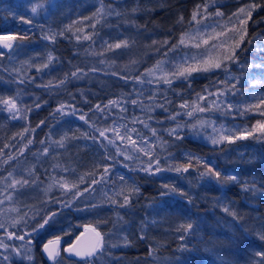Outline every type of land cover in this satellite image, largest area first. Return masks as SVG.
<instances>
[{
    "label": "trees",
    "instance_id": "1",
    "mask_svg": "<svg viewBox=\"0 0 264 264\" xmlns=\"http://www.w3.org/2000/svg\"><path fill=\"white\" fill-rule=\"evenodd\" d=\"M102 4L103 14L101 0H0V35L16 45L13 57L0 47V99L27 97L21 117L0 103V264H51L43 242L69 243L88 223L103 237L88 264H264V132L253 130L264 123V105L254 107L264 99V0ZM35 45L45 50L32 54ZM206 60L221 67L174 75ZM50 66L60 72L36 74ZM222 135L231 142L212 143ZM205 165L221 180L202 177ZM14 179L29 183L4 185ZM58 260L86 264L63 250Z\"/></svg>",
    "mask_w": 264,
    "mask_h": 264
},
{
    "label": "snow or ice",
    "instance_id": "2",
    "mask_svg": "<svg viewBox=\"0 0 264 264\" xmlns=\"http://www.w3.org/2000/svg\"><path fill=\"white\" fill-rule=\"evenodd\" d=\"M40 7H43V5H40ZM52 7L55 8L56 5H52ZM248 7H249V9H255L256 7H258V5H256V4L253 3V4H250ZM37 10H38L37 9V6L31 7V13L36 14L37 13ZM206 10H207V5H205V11ZM104 11H105V9L103 7L102 0H101V8L98 9V12L101 13V14H103ZM239 13H245V9L244 8L239 9ZM251 14L252 13L249 10V11H247L246 16L248 18H250L251 17ZM216 15L219 16V15H222V14L220 12H217ZM197 16H198V12H194L193 15H192V19L193 20H197ZM182 19L183 18L181 17V20ZM246 23H247V20L246 19H240L239 20V24L240 25H246ZM245 32H246V30H245ZM85 38L88 39L89 37H85ZM13 39H15V37H0V42H3L2 43V46L4 48L11 49L13 45L9 41L10 40H13ZM243 39H244V34H241L240 35V41L242 42ZM180 43L181 44H184L185 43V37H183V36L181 37ZM203 43L204 44H207L208 41L207 40H204ZM122 46L123 47H127L128 46V42L127 41H122V42L116 43L114 45H108L109 48H121ZM194 46L195 47H199L200 44L197 43ZM235 47H239V43H237L235 45ZM0 55H3V53H0ZM234 55H235V53L233 51L232 55L231 56H226L225 59H233L234 58ZM48 59H49V63H51V61H52L53 58H52L51 55H49V58ZM204 64L206 65V67H204L202 69L201 68H194V67H191V66H184V65L177 66V71L174 73V75L179 76V77H185L186 78L188 75H191V73L194 72V71H201V70L202 71H208L211 68H220L221 67V64L219 62H215V61H212V60H206V61H204ZM43 67H48V65L45 64V65H43ZM156 67L159 68V64ZM249 67H251V65H249ZM257 67H264V66L257 65ZM81 71L82 70L77 69V72H73V73H71V75L73 77H77V73L78 72H81ZM93 71H95V69H93ZM152 71L153 70H149V73H151ZM162 80H163V83L171 84V80L168 79L167 76L162 77ZM60 83L63 84L64 81H60ZM257 83H259V81H257ZM0 103L4 104L6 106V108H7V110L9 112H11V113H15V112H18L19 111V109L17 108L16 100L14 98L0 99ZM109 103L110 104H115L116 102L115 101H110ZM132 103L135 104L136 101H133ZM261 105H264V99H261L259 101V103L257 105H255L254 107L260 108ZM61 107H63V106H61ZM96 107H97V110H100V106L99 105H97ZM182 107H184V105H182ZM229 107H231V105H229ZM198 110L199 111H204L205 109L204 108H199ZM187 114L189 116L192 115L191 112H188ZM262 114H264V113H262ZM13 118H15V116H13ZM80 119L83 120L84 119V116H81ZM256 129H259L260 131L264 132V123L258 122L257 125L255 126V128L253 130L255 131ZM105 131H107V129L106 130H103V131H100L99 132V135L101 137H104V138L107 139V137L105 136ZM133 131H135V130L133 129ZM174 133H175V129L170 130V134H174ZM153 134L155 135V130H153ZM116 135H117V138H119L121 140L125 139V137L124 136H121L119 134V132H117ZM127 139L130 140L133 145H135L136 142L134 140H131V137L130 136H128ZM221 140H229L231 142L232 137L231 136H227V135H222L219 138H212V143L213 144H217V143L221 142ZM29 143H31V141H29ZM61 146H63L62 143H61ZM44 151L46 153L47 152V149H45ZM150 167L151 166H149V168ZM205 168H206V171L201 173V176L202 177L203 176H208L210 178H215L217 181L221 180V173L219 171H216L214 168L208 167L207 165H205ZM145 170L147 171L149 169H145ZM175 170L177 172H180L181 171V168H176ZM107 171H108V169L106 168L105 169V172H107ZM156 171H160L159 167L156 168ZM183 171L184 172H187L188 171V168L187 167L183 168ZM223 179L225 181H228V182H236L237 181V176L235 174L226 175V176L223 177ZM95 182L96 181H93V183H95ZM28 183H29L28 180H13L12 181V184L10 185V187H15L16 184H28ZM59 186L61 188H67L68 187V185H67L66 182L60 183ZM163 187L166 188V189H169L170 192H176L177 191V189L175 187H170L167 184H165ZM245 190H247V188ZM133 191H138V189H133ZM168 194H169L168 192L161 193V195H168ZM180 194L181 195H184L183 193H180ZM124 201H125V204H127L128 201H129V197L128 196H125L124 197ZM225 211H227V209H225ZM233 215H235V214L233 213ZM47 223H48V220H45L44 221V224H47ZM44 224L39 225V227H43ZM3 227H4V225L3 224H0V228H3ZM192 228H193V225L191 223H189V224H187V226L185 228V231H189ZM93 232L95 233V237H96V239H95L94 242H92L91 244H89L86 247H80V248L73 247V248L65 249V251L66 252H69L71 254H74L75 256L80 257L81 259H84L85 262H86V264H88V261H90L92 258H94L98 253H100V252L103 251V237L101 236V233L96 232L95 229H93ZM13 235L14 234L10 233L9 234V238H11ZM16 238L17 239H21V240L24 239L23 236H18ZM181 239H183V237H181ZM262 239H264V237H262ZM51 243L52 242L49 241V244L44 245V251L47 254L48 259L51 260V261H53V264H59L58 258L60 256V253H59V251L56 248H53V247H50L49 246ZM0 247H7V246L6 245H3L2 243H0ZM17 254H19V251L18 250H17ZM257 255H264V253H258ZM25 258L26 259H29V260L32 259V257L30 255L26 256ZM5 259H7V257H5Z\"/></svg>",
    "mask_w": 264,
    "mask_h": 264
},
{
    "label": "water",
    "instance_id": "3",
    "mask_svg": "<svg viewBox=\"0 0 264 264\" xmlns=\"http://www.w3.org/2000/svg\"><path fill=\"white\" fill-rule=\"evenodd\" d=\"M0 37H13V36L12 35H10V36L0 35ZM12 41H14V39L10 40L9 42H12ZM2 43L3 42H0L1 46H2ZM93 229H95L96 232L101 233L100 230L95 225L88 223L82 227V229L78 232L76 237L72 241H70L69 243L65 244L64 240L61 237H53V238L47 239L42 244V247H41L42 254L44 255V257L46 258V260L49 263L53 264V261L48 259L47 254L44 251V245L49 244V241H51L52 243L49 246L56 248L59 251V253L61 250H63V252L67 256L75 258V259L83 260L80 257L75 256L74 254L66 252L65 249H69V248H73V247H76V248L86 247L89 244H91L92 242H94L96 237H95V233L93 232ZM101 236H102V234H101Z\"/></svg>",
    "mask_w": 264,
    "mask_h": 264
},
{
    "label": "rangeland",
    "instance_id": "4",
    "mask_svg": "<svg viewBox=\"0 0 264 264\" xmlns=\"http://www.w3.org/2000/svg\"><path fill=\"white\" fill-rule=\"evenodd\" d=\"M6 35H7V36H10V34H6ZM10 43H12V45H14V46H12V48L16 46V45L14 44V43H15L14 41H12V42H10ZM0 47L3 48L1 45H0ZM12 48L9 49V50H10V54H12V57H13V56H15L16 54H15V52H14V50H13ZM3 49H8V48H3ZM42 49H43V47L39 46V48H38V46L35 45L34 48H33L32 51H31V53H32V54H35L37 51H38V52H39V51L41 52ZM44 50H45V49H43V51H44ZM51 67H52V66H50L49 68H47V70L42 71V72H38V73H36V74H39L41 77H44V78H50V77H52V76L57 75V74L60 72V67H59V66H56V67H54V68H52V69H51ZM11 92H12V91H11ZM16 92H18V90H16V91L13 90L12 93H16ZM9 94H10V93H9ZM9 97H10V95H9ZM12 98H14V99L16 100L17 108L19 109V111H18V112H15V113H11V112H9V111L7 110V108H6V113H7V114H12V116H15V117H21L22 114H23V110L19 108L20 98L25 99V98H27V97H19L18 95H14ZM29 98H30V96L28 95V99H29ZM14 180H18V179H14ZM10 184H12V181L5 182V183H4V185H10ZM7 197H10V195L8 194Z\"/></svg>",
    "mask_w": 264,
    "mask_h": 264
}]
</instances>
